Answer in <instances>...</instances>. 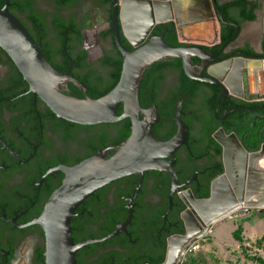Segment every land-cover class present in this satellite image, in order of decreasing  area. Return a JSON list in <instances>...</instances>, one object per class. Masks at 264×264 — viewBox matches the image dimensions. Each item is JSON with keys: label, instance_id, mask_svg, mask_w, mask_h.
<instances>
[{"label": "flooded vegetation", "instance_id": "flooded-vegetation-1", "mask_svg": "<svg viewBox=\"0 0 264 264\" xmlns=\"http://www.w3.org/2000/svg\"><path fill=\"white\" fill-rule=\"evenodd\" d=\"M67 2L69 0H9V10L26 27L48 62L60 73L69 72L83 87L69 80L60 91L76 98H80L77 94L91 98L109 87L119 66L117 60L122 57L112 23L114 0ZM232 2L234 0L214 1L215 11L221 13L223 20L218 5ZM5 3L6 0H0L1 6ZM91 4L104 17L103 22L93 28L85 25L91 16ZM263 5L264 2L260 4ZM231 14L240 15L236 6H232ZM224 22L220 41L210 46L181 42L174 21L160 23L165 25L163 30L153 33L160 25L156 24L151 31L150 37L165 34V40L175 33L176 41L169 38L173 42L170 46L193 48L202 54V58L190 57L194 73L202 79L188 76L182 59L174 57L166 59L167 66L139 86L142 108L149 110L156 106L158 110L160 105L167 115L161 118L159 114L152 128L157 140H170L177 134L179 104V118L188 134L174 156L165 157L159 168L114 181L78 206L70 222L76 244L104 238L124 227L107 240L80 248L75 254L76 264H164L170 240L178 242L187 233L185 219L197 224L199 235L206 231V225L186 200L189 192L196 200L210 198L214 181L225 173L223 147L215 134L221 129L226 134L235 133L226 130L237 128L242 117L247 122L255 117V127L264 111V106L250 105L264 99L247 100L230 93L219 99L223 82L209 75V66L219 64V58L252 57L253 52H264V31L257 38L259 51L245 40L244 27L252 21ZM233 24L240 25L241 32L238 38L227 43L234 37L223 41V26L236 29ZM118 31L123 46L134 50L120 20ZM243 94L254 97L250 92ZM119 109L123 112V104L117 112ZM140 118H145L143 112ZM114 124L83 125L58 117L31 91L11 57L0 47V264H47L46 233L34 221L62 184L65 174L61 168L74 166L103 149L97 146L121 133ZM261 133L264 136V128ZM182 252L178 250V257ZM188 252L189 249L185 256Z\"/></svg>", "mask_w": 264, "mask_h": 264}, {"label": "water", "instance_id": "water-1", "mask_svg": "<svg viewBox=\"0 0 264 264\" xmlns=\"http://www.w3.org/2000/svg\"><path fill=\"white\" fill-rule=\"evenodd\" d=\"M214 1L114 0L112 23L116 44L123 57L122 70L115 87L98 99L76 98L62 93V86L69 80L81 88L82 84L69 72L60 73L48 62L26 27L10 12L9 0L0 7V47L11 57L29 83L31 91L40 96L58 117L83 125L117 123L126 118L132 122V133L121 145L100 149L95 155L74 166L61 168L65 174L62 184L52 193L43 212L34 221L41 225L46 233L47 264H76L75 254L80 248L107 240L121 232L124 226L104 238L76 244L71 236L70 222L78 206L95 192L124 177L159 168L162 166V160L165 157H173L174 152L184 142L188 131L179 118L181 105L179 104L177 109V134L170 140L159 141L152 132L154 124L159 120L157 107L149 110L142 108L138 94L139 86L146 70L152 64L174 57L182 59L188 76L202 79L194 73L190 64L192 55L202 58V54L193 48L170 46L165 40V34L156 37H150V34L156 24L174 21L181 42L206 46L218 43L221 24L225 22L221 13L215 11ZM119 20L124 35L135 47L134 50L124 47L120 40ZM233 25L237 32L227 43L240 35L242 27ZM218 62L220 63L209 66L208 73L223 82L219 99L228 93L247 100L264 99L261 94L250 98L249 95L243 94L250 92L246 79L251 68L250 63H253L252 68L260 71L264 59L236 56L229 59L219 58ZM262 71L264 72V68ZM121 104L123 112L118 115L117 109ZM141 112L145 114L143 119L140 118ZM215 138L223 147L225 173L214 181L210 198L196 200L189 192L186 200L187 205L206 225V231L199 235L200 228L197 224L185 219L187 233L179 238L178 242L170 240L164 264H182L190 245L203 238L214 223L245 215L252 208L264 210L262 190L258 189L254 194L250 191L255 175L253 161L259 155L264 156V145L259 151L249 152L235 133L226 134L222 129L216 132ZM113 149L116 150L115 153L108 157L107 153ZM234 165H237V169ZM167 169L176 180L171 167L168 166ZM222 179L227 181L231 189V201H224L223 206L210 213L211 217L203 219L204 206L216 200V189ZM255 194L258 199H263L262 203L250 202V196ZM174 248L176 251L183 250L180 257L177 254L172 256Z\"/></svg>", "mask_w": 264, "mask_h": 264}, {"label": "trees", "instance_id": "trees-1", "mask_svg": "<svg viewBox=\"0 0 264 264\" xmlns=\"http://www.w3.org/2000/svg\"><path fill=\"white\" fill-rule=\"evenodd\" d=\"M73 0H69V2H67V4L72 3ZM232 6H236L238 8L239 11V16H233L231 14V8ZM0 7H2L0 5ZM259 8V4L257 2H252L250 0H234V2L232 3H224L221 5H218V9L222 12L223 16H224V20L229 21V22H238V23H243L244 21H254L256 19V11ZM165 27V25L160 24L158 25V28H156L153 33H156L158 29H160L161 31L163 30V28ZM236 34V29L233 27H229L227 25L223 26V33H222V39L223 41H226L228 39H231L235 36ZM170 39H174L176 41V36L175 33L171 34V36H167L166 37V42L170 45L171 42ZM253 56L252 58H258V59H264V52L261 54L255 53L253 52ZM110 59H112L110 57ZM166 59L160 60L155 62L154 64H152L145 72L144 77L142 78V81L140 83V86H142L144 84V82L146 80H148V77L153 76V74L158 71L159 69L167 66V61H165ZM117 62L119 63V66L116 67L115 72L113 73V79L111 81V84L109 85L108 88H106L104 91L98 93V94H94L91 98L94 99H98L104 95H106L108 92H110L115 85L118 83L120 75H121V70H122V62H123V58L121 56H119ZM78 97L82 98L81 94H77ZM140 101L141 98H140ZM142 105L145 106V104L142 102ZM250 105H254V106H264V101L262 102H257V103H253ZM264 108V107H263ZM159 110V114L161 116V118H165L167 117V115H165V113L161 110V107L159 105L158 107ZM118 115L122 114V110L119 109L117 112ZM263 117H264V111L262 113H260L259 116V120L257 121V124L255 127H253V120L255 117H251V121L247 122V120L245 119V117H242V119L238 120L239 126H237V128H232V129H227L226 132L230 133V132H235L236 135L238 136L239 140L242 142V144L244 145V147L249 150V151H257L260 149L262 143H264V136H262V129L264 128V121H263ZM113 126H116L117 128H120L121 133L113 140H111L110 142H107L106 144H101L98 145L97 147H111V145H121L124 141H126L131 133H132V122L129 118L123 119L117 123H115ZM96 128V127H94ZM115 149H113L112 151H110V153H108V157L112 156L115 153ZM96 152L93 154L95 155ZM90 157V156H89ZM208 194H206L207 196ZM242 227L240 226L235 232H234V237L239 240L242 241ZM262 239H264V236L262 237ZM196 253V251H190L187 254L188 259L190 260V263L193 264H200L203 261L202 256L198 255V254H194ZM255 261L258 262V264H264V258L260 257V256H253L252 257Z\"/></svg>", "mask_w": 264, "mask_h": 264}, {"label": "rangeland", "instance_id": "rangeland-1", "mask_svg": "<svg viewBox=\"0 0 264 264\" xmlns=\"http://www.w3.org/2000/svg\"><path fill=\"white\" fill-rule=\"evenodd\" d=\"M91 4V16L85 25L96 27L103 22L104 17ZM253 34V37H256ZM242 227V241L234 237V232ZM264 210L252 208L245 215L226 218L218 221L210 233L197 242L194 250L203 261L200 264H258L252 257L264 258ZM190 252V251H189ZM182 264L190 263L187 255Z\"/></svg>", "mask_w": 264, "mask_h": 264}, {"label": "bare ground", "instance_id": "bare-ground-1", "mask_svg": "<svg viewBox=\"0 0 264 264\" xmlns=\"http://www.w3.org/2000/svg\"><path fill=\"white\" fill-rule=\"evenodd\" d=\"M251 65V66H250ZM250 69L249 71H251L252 69H256V68H252L253 67V63H250ZM262 69L264 68V64H262ZM262 69L260 71H257L256 74L258 73V75L255 76V74L252 76L251 72H248V75L246 77L248 84L251 82H256L259 81V79L264 77V72L262 71ZM257 91V90H256ZM255 167H254V180L253 183L251 184L250 187V191L252 194L257 193L258 189L259 191L262 190V192L264 193V156H257L254 158L253 161ZM235 169H237V165H234ZM231 189L229 188V185L227 183V181L225 179H222L219 184L218 187L216 189V193H217V198L215 201H213L210 204H207L204 206V212H207L206 214L203 212L202 216L203 219H206L207 217H211L210 213H213V211H217L221 206H223L224 201H231L232 198V192L230 191ZM263 199H258L257 194L250 196V202L251 203H262ZM264 202V200H263ZM197 242V241H196ZM195 243V242H194ZM192 245V244H191ZM190 245V246H191ZM176 254H178V251H176V249L174 248L172 250V256H175ZM175 258H173L174 260Z\"/></svg>", "mask_w": 264, "mask_h": 264}, {"label": "crops", "instance_id": "crops-1", "mask_svg": "<svg viewBox=\"0 0 264 264\" xmlns=\"http://www.w3.org/2000/svg\"><path fill=\"white\" fill-rule=\"evenodd\" d=\"M259 4V9L257 11V17L254 21L248 23L244 27V37L247 41V44L253 48L256 51H259L260 42L259 39H257L264 31V5L260 6L261 3H263V0H253ZM261 7V8H260ZM253 34H256V37H253ZM251 75L253 76L255 74L258 75L257 69H252ZM259 76V75H258ZM250 85V93L254 95H264V77L259 79V81H254L249 83ZM257 90V91H256Z\"/></svg>", "mask_w": 264, "mask_h": 264}, {"label": "built area", "instance_id": "built-area-1", "mask_svg": "<svg viewBox=\"0 0 264 264\" xmlns=\"http://www.w3.org/2000/svg\"><path fill=\"white\" fill-rule=\"evenodd\" d=\"M197 249V242L193 243L190 248H189V251H194Z\"/></svg>", "mask_w": 264, "mask_h": 264}]
</instances>
